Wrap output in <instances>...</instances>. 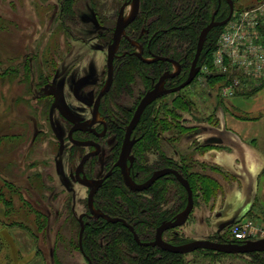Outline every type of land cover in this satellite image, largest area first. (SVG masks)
Here are the masks:
<instances>
[{
  "label": "rangeland",
  "instance_id": "obj_1",
  "mask_svg": "<svg viewBox=\"0 0 264 264\" xmlns=\"http://www.w3.org/2000/svg\"><path fill=\"white\" fill-rule=\"evenodd\" d=\"M232 4V13H236L241 9L254 7L258 0H232ZM57 5L58 0H0V217L4 214L3 217L6 218L0 220V226L4 222L10 223L12 230L34 228L39 237H43L40 238L42 244H46L44 239L52 238V230L57 229V241L73 248V243L69 241L76 238L78 225L77 220L69 215L67 201L69 195L76 196L74 213L77 215L85 210L84 199L87 191L70 178V170L76 165L80 155L71 153L67 141L63 151L59 152L55 133L56 130L59 134L65 133L66 124L61 122L58 112L50 105L51 98L43 91L52 80V75L53 78L61 79L66 76H79L87 72L90 63L100 74L105 61L104 53L94 49V40L89 44L83 43L82 40L87 41L95 32H91V27L84 24L85 20L78 19L77 12L87 14L90 5H95L100 14L110 15L115 2L73 0L74 8L71 10L75 11L77 20L67 17L68 23L64 24L67 30L60 22ZM70 14L67 11L65 15ZM215 86L217 84L213 85ZM183 93L193 102L190 113L181 110L183 127L191 130L177 146L185 156L192 154V148L203 142L207 136L217 135L219 132L222 136V132L225 133L222 128L225 116L264 119V88L253 96L239 94L225 98L219 90L205 86L203 80L198 79ZM130 101L123 104L128 106ZM202 127H206L208 132H202ZM195 132L200 134L194 136ZM226 136L223 134L224 138ZM86 150L87 148H81L82 152ZM219 167L221 171H216L215 177L221 188L212 200L215 205L208 212L217 223L228 220L229 223L221 233L228 235L229 224L245 218H251L256 226L264 230V206L257 203L258 198L253 188L250 187L245 193L248 199L242 196L243 202L239 208L234 210L228 204L224 209L223 199L231 192L230 187L234 185L240 188V184L247 183L248 179L246 180L245 173ZM192 168L197 167L195 165ZM249 183L253 187V177ZM66 187L72 188L71 194L64 189ZM4 200L11 201L9 209H4ZM56 208L60 211L58 217L53 213ZM47 209L54 214L52 217L46 214ZM202 209L208 210L201 200L196 201L190 216L192 221L203 214ZM17 216L22 217L24 222L15 220L16 223H13L11 219L21 220ZM51 218L54 219L51 221ZM17 224L22 228L15 227ZM2 228L6 230V227ZM17 237L19 240L16 242L21 249L30 254V244H33L29 234L20 232ZM5 243V233L0 230V248ZM184 259L189 264H258L249 255L218 254L215 258H208L202 253H190ZM35 262L36 259L32 264Z\"/></svg>",
  "mask_w": 264,
  "mask_h": 264
},
{
  "label": "flooded vegetation",
  "instance_id": "obj_2",
  "mask_svg": "<svg viewBox=\"0 0 264 264\" xmlns=\"http://www.w3.org/2000/svg\"><path fill=\"white\" fill-rule=\"evenodd\" d=\"M60 1L61 0H58V5L56 6V8H59L60 10L61 16L59 15V18L61 20V24H63L64 27V24L68 23L66 22L67 17L68 19L71 18V20H75L76 13L73 10L75 15H65L66 12H64L63 2ZM113 2H115L114 10H112L113 12L110 15L104 13L100 14L99 10H97V6L95 5H90L89 13L87 14H81V12H77L78 19L81 18V20H85L84 24L89 25V27H91V32H95L93 33L92 37L87 39V41L82 40L83 43L89 44L90 41L94 40V49L97 52L104 53L105 61L100 74L95 70V67L92 65V63H90L87 72L80 74L79 76L73 75V77L71 78L66 76L61 79L56 77L53 78L54 75H52V80L46 84L45 90L43 91L45 92L46 96H49L51 98L50 105L53 109L58 112V116L61 122H63L64 125L66 124L65 133L62 132V134H59L57 132L58 130H56L55 133L59 143V152L63 151V149L65 148V143L67 141L69 150H72L71 153L75 155H80L78 162L73 167V169H71L72 167L70 168V178L74 181V183H77L78 185L86 188L87 194L84 199V211L75 215L76 212L74 213V210L76 196L73 195L74 197H72L71 192L73 190H71V187L64 188L71 194L69 195L70 198L67 202L69 205V215L74 217L75 221L77 220V241L78 232L80 229L79 219L82 220V223L85 227L86 225L90 224V222L101 218L109 223L122 224L129 231L133 240L138 245L149 247L151 251L157 253L158 257L162 252L177 254V259L178 261H180V264H189V262L185 261L184 256L190 253H202V255H204L205 257L215 258L218 254L250 256V254L254 252H264L251 251L239 253H224L206 248H197L193 251L181 253L163 249L158 245L144 244L154 241L157 228L161 224L168 221H174L176 219L178 213H180L186 206L187 192L185 205L179 210H176L175 207L177 197H171L169 201L165 203H160L161 205L159 207L158 217L153 223L154 228L152 230L151 238L149 237L147 240L140 239L135 227H137L139 230H147L149 226L148 223H146L145 221H140L138 219L135 220L133 216L128 215V217L132 219L131 223L122 216L111 215L107 212H104L102 209H100L99 202L98 205H96L95 197L97 192L105 184V182L115 173H118L121 176L122 183L128 189L130 194L137 195L142 198L151 199L152 196L150 193V188L156 183H158L159 180L161 181L165 177L167 178L171 176L176 182H178L173 173H166L158 177L151 185H149L145 189H132L124 181L122 167L124 171L127 172L131 183L135 185H140L146 180H148L149 177L157 170L169 168L172 170H176L177 172L182 174L179 171L178 166L181 165L183 159L185 160V162H192L193 166L196 165V167H199L200 165L205 166L206 168L211 165L220 166L209 157L210 155L208 153L214 148L221 149L223 147L222 144L225 140L223 137L224 132H222V136L221 132L217 133V135H209L203 140V142H200L195 146V148H192L193 152L189 156H185L177 147L179 143L182 142V138L188 135L182 134V111L179 110L177 104L178 100L182 97L183 89H187L191 84L195 83V80H203L204 77H202L201 66L198 63H196V66L198 67V72L196 73L194 79L188 85L173 92L163 93L153 99L151 102H149L143 108L135 125L130 129L129 133L127 132L129 124L135 114V111L141 99L147 91L151 90L154 87L155 83L160 79L163 74H165L166 72L171 73L177 70L173 76H167L163 79L161 86L162 89L174 88L181 84L186 78L183 81L178 82L177 75L180 73L181 70V65L178 60H175L168 56L155 54L153 52H150L149 50L146 52L147 54H144L145 47L149 46V38H147V36L145 35L147 33L146 29H140L137 39L132 38V36L129 34L133 32L128 27L132 24V22L135 20L139 13L140 0L138 5V12L134 19L125 26L124 34L121 35L115 52L113 53L111 68L109 67L108 47L113 42V34L117 24L118 16L121 13L124 18H127L132 8V0H113ZM64 29L67 30L65 27ZM132 55L136 56L140 61L145 64H154L152 66L159 67L160 73L158 75H151L149 73L135 75L132 79L129 80L128 85L122 88L118 85V76L121 72V68L127 61V57ZM161 57L167 59H161ZM169 59L173 60L174 62L170 61ZM162 61L168 62L170 64V67L163 68L160 71ZM203 88L205 89V87ZM55 95H59L56 104L60 105L64 109L66 115L61 113V111L56 105L53 106L55 102ZM129 100H131L130 104L128 106H125L123 103ZM168 106L173 107L176 110V116L174 119L171 117V115H167V117L163 116L165 113L163 110L165 107ZM157 113L162 115L157 116ZM163 117H165V120L167 119L168 121L172 122L173 125L169 129H157L156 127H154L151 132L150 121L157 122L160 118ZM202 132H208L207 128L202 127ZM126 133H128L127 139ZM198 134L200 133L195 132L194 136ZM210 138L219 139L220 141H209ZM125 140L130 144L129 150L124 156V159H121V152ZM81 148H87V150L82 152ZM86 154H88L89 156L84 161L82 168L78 170V173H76V169L79 165L81 158ZM212 174L215 176V172H213ZM83 178L89 180L101 179V184L93 194V208L110 217L119 218L122 221L110 222L102 216H95L94 213L90 211L88 206V193L90 191V187L80 182V180ZM178 184L180 183L178 182ZM192 197V208L189 211L185 221L181 224L164 229L161 232V239L163 241L168 242L172 245H181L197 239L210 240L220 243L229 242L235 244H243L247 241H238L233 239L230 233L228 235H224L221 233L227 225L222 228H220V226L225 222H228V220L218 222L216 225L217 228L215 230H203L198 232L194 227L196 220L192 221L193 219L190 216L192 214L196 201H199L201 199L194 197L193 192ZM202 202L205 204L208 210L206 211L202 209L203 214H200L198 218H204L207 214L205 224L206 226L209 224L212 225L214 223L211 221L213 217H211V214L208 211L212 210L211 208H213L215 202L214 204L212 201ZM144 209L145 208H142V210ZM45 211L46 214L49 215V217H52L54 215H52L51 210L47 209ZM53 213L57 214L58 217L60 211L58 212V209L56 208L55 212ZM53 219L54 218H51L50 220L52 221ZM125 224L131 226L132 230ZM52 231L54 232L56 237L58 234V230L53 229ZM134 234H136L138 241L135 240ZM198 234L203 235L196 236ZM100 240L101 246H103L102 238H100ZM54 243L55 250L58 249L59 246L68 248L63 244V242H61L62 244H60L59 241L55 240ZM72 250L78 252L81 258L86 262V264H91L88 260V257L84 255L81 248L79 247V242L78 247H73ZM128 250H130L131 252V248H129ZM130 254L132 257H137L139 256V251L133 249ZM65 261H67L66 263H75V261L71 258ZM192 264L197 263L194 262Z\"/></svg>",
  "mask_w": 264,
  "mask_h": 264
},
{
  "label": "trees",
  "instance_id": "obj_3",
  "mask_svg": "<svg viewBox=\"0 0 264 264\" xmlns=\"http://www.w3.org/2000/svg\"><path fill=\"white\" fill-rule=\"evenodd\" d=\"M61 2L64 5V12L68 11L72 15L73 0H61ZM228 14L229 4L227 0H140L139 13L128 27L133 32L129 34L132 38L137 39L140 29H146L145 35L149 38V46L145 45L144 54H147L146 52L149 50L155 54L178 60L181 65L180 73L177 75L178 82H180L187 76L202 28L211 21L212 17L214 20H223ZM222 29L223 25H217L208 31L197 62L201 67L206 66L210 70L209 73L203 75L205 86L216 90H219L226 81L224 74L214 70L212 62L214 52L217 49L218 36ZM161 63L163 67L160 66V71L170 67L168 62L162 61ZM152 65L154 64L143 63L134 55L127 57V61L118 76V85L122 88L126 87L129 80L138 74L158 75L160 73L159 67ZM238 77L241 80L242 89H237L234 95L253 96L264 87V76L259 79H250L238 74ZM216 84L217 86L213 87ZM185 96L182 92L177 107L179 110L190 113L193 102ZM163 111L165 117L171 115L174 119L176 116V110L173 107H165ZM156 115L161 116L162 114L157 113ZM165 117L160 118L157 122L150 121V131L152 132L154 127L169 129L173 124L167 119L165 120ZM183 125L182 134L190 133V128L183 127ZM192 167L193 163L185 162L184 159L178 166L179 171L188 180L194 197L205 202H211L216 193L220 192L221 184L209 171H221V168L217 165L208 166V169L201 165L200 168L197 167L198 169ZM150 193L151 199L130 194L123 185L121 176L115 173L99 189L95 203L98 205L99 202V207L104 212L122 216L131 223L132 219L128 215L133 216L135 220L148 223L147 230H139L135 227L140 239L147 240L149 237L151 238L153 223L158 217L160 203L169 201L171 197H177L175 207L176 210H179L184 207L186 202L185 189L171 176L159 180L150 188ZM6 207L7 209L11 207V201L4 200V208ZM142 208L146 210H142ZM11 220L13 223L15 222V219ZM18 222L20 223V221ZM56 237L58 238V235ZM100 238L103 240V246H101ZM73 241L69 242L73 243L74 247H78L77 234ZM129 248H131V252L133 249L138 250L139 256L132 257ZM81 250L91 264H180L177 254L162 252L158 257L157 253L151 251L149 247L138 245L122 224L109 223L101 218L84 227ZM51 251L54 264H66L56 257L55 243ZM250 256L253 257L254 263L264 264V252H254Z\"/></svg>",
  "mask_w": 264,
  "mask_h": 264
},
{
  "label": "crops",
  "instance_id": "obj_4",
  "mask_svg": "<svg viewBox=\"0 0 264 264\" xmlns=\"http://www.w3.org/2000/svg\"><path fill=\"white\" fill-rule=\"evenodd\" d=\"M259 91L257 93H259ZM258 118L259 117L251 116L236 117L232 115L223 117L222 128L225 131L224 134L227 135L226 138H224L225 140L222 144L223 147L221 149L214 148L208 153L210 155L209 157L213 159L218 165L226 167L231 171L233 170L238 173H245L246 180L248 179L247 183L242 182L240 184V188H236L234 185L230 187L231 192L226 195V197L224 196L223 199L224 209H226L228 204L231 205L229 208L234 210L239 208L243 202L242 196L247 198V196L245 197V193L250 187L255 190V196L258 198L257 203H261L264 206V119ZM250 176L254 179L253 187L252 184L249 183L251 180ZM225 188L226 187L224 186V191ZM245 202L248 201L246 200ZM252 205V202H250L251 207ZM223 214L224 212L222 213V216H224ZM3 216L0 217V220H6V218ZM206 217L207 214L204 218L196 219L194 227L198 232L216 229L215 227L217 222H215L213 219H211V221L214 222V225L209 224L206 226ZM17 218H20L21 220H15L22 223L24 222L22 217L17 216ZM2 223L3 226L6 227V230L2 228L3 226H0V230L3 234L5 233L6 243L3 248H0V264H32L35 259L36 262L34 264H54L53 253L51 251L56 239L54 232L51 234L52 238H49L48 240L47 237L46 240L44 239L46 244H42L43 242L42 240L40 242V238L43 239V237H39V233L36 232L34 228L25 229L17 224L18 226L15 227H21L22 229L19 230L20 228H15V230H12V227L9 226L8 223ZM20 232L28 233L31 238L33 245L30 244V254L25 252L24 249H21L17 243L19 240L17 234ZM201 235L203 234H198L196 236ZM10 254L15 257L11 256ZM56 254L57 258H59L64 263L67 262L65 260L71 258L76 264H86L79 253L73 251L72 248H64L59 246V248L55 250V255ZM37 259H39V261H37Z\"/></svg>",
  "mask_w": 264,
  "mask_h": 264
},
{
  "label": "water",
  "instance_id": "obj_5",
  "mask_svg": "<svg viewBox=\"0 0 264 264\" xmlns=\"http://www.w3.org/2000/svg\"><path fill=\"white\" fill-rule=\"evenodd\" d=\"M228 4H229V14L228 16L221 20V21H216L214 20V18L212 17L211 21L202 28L199 36H198V40H197V46H196V52L194 54L193 60L191 62L190 65V69L188 72V75L186 77V79L179 84L178 86L174 87V88H170V89H162V81L165 77L167 76H173L176 71L171 72V73H165L163 74L160 79L155 83L154 87L147 91L146 94L143 96V98L141 99L140 103L137 106V109L135 111V114L129 124V127L127 129V132L129 133L130 129L135 125V123L137 122L143 108L149 103L151 102L153 99H155L156 97H158L159 95L163 94V93H169V92H173L176 90H179L183 87H185L186 85H188L195 77L196 73L198 72V67L196 66L199 54L201 52L202 46H203V42L205 40L206 34L208 33V31L217 25H223L225 24L228 19L230 18L232 11H233V4H232V0H227ZM138 5H139V0H132V8L131 11L128 15L127 18H124L121 13L118 16L117 19V24L114 30V34H113V42L109 45L108 47V64L109 67L111 68V64H112V59H113V53L115 52V49L118 45L119 39L121 37L122 34H124V28L125 26L131 22L134 17L136 16L137 12H138ZM139 54V53H138ZM161 59H167L164 57H161ZM170 61L174 62L173 60L169 59ZM178 68V65H177ZM58 96L59 95H55V102L53 104L56 105L59 110L61 111V113H63L64 115H66L64 109L60 106L56 104V101L58 100ZM128 133H126V139L128 138L127 135ZM209 141H215V142H219V139H214V138H210ZM80 143V142H79ZM129 142H127L125 140L124 144H123V148H122V152H121V159H124V156L126 155L127 151L129 150ZM89 155L86 154L84 155L80 162L79 165L76 169V173H78V170L82 168L84 161L87 159ZM122 166H123V162H122ZM166 173H173L176 177V179L178 180V182L185 188L186 192H187V203L185 208L178 213L176 219L174 221H168L165 222L163 224H161L156 231V236L154 241L149 242V243H144V244H151V245H158L160 247H162L163 249L172 251V252H189V251H193L197 248H206V249H211V250H215V251H219V252H224V253H239V252H251V251H264V237L262 238H258V239H254V240H247L246 242H244L243 244H235V243H220V242H214V241H210V240H203V239H197V240H193L191 242H187L181 245H172L168 242H165L161 239V232L168 228V227H172L178 224H181L185 221L189 211L192 208V204H193V197H192V190L191 187L189 185L188 180L182 176V174H180L179 172H177L176 170H172L169 168L166 169H161V170H157L155 171L148 180H146L144 183L140 184V185H135L132 184L128 174L126 171H124L123 167H122V174H123V178L125 183L132 189H136V190H140V189H145L146 187H148L149 185H151L158 177L166 174ZM80 182H82L85 185H88L90 187V191L88 193V206L89 209L92 213H94L95 216H102L104 218H106L108 221L110 222H116V221H122L119 218H114V217H110L102 212H99L97 210H95L93 208L92 205V201H93V194L95 193V191L97 190V188L99 187V185L101 184V179H86L83 178L80 180ZM80 222V229L78 232V242H79V247L81 248V238H82V232L84 229V224L82 223V220L79 219ZM229 222H225L224 224H222L220 226V228L224 227L225 225H227ZM126 226H128L127 224H125ZM131 230L132 227L128 226ZM134 238L136 241H138V238L136 236V234H134Z\"/></svg>",
  "mask_w": 264,
  "mask_h": 264
},
{
  "label": "built area",
  "instance_id": "obj_6",
  "mask_svg": "<svg viewBox=\"0 0 264 264\" xmlns=\"http://www.w3.org/2000/svg\"><path fill=\"white\" fill-rule=\"evenodd\" d=\"M213 65L215 71L225 75L226 81L219 88L225 98L234 96L241 88L238 74L250 79L264 76V0L232 13L217 41ZM209 71L206 66L201 67L202 76ZM229 233L233 239L244 241L261 238L264 230L251 218H245L231 223Z\"/></svg>",
  "mask_w": 264,
  "mask_h": 264
}]
</instances>
